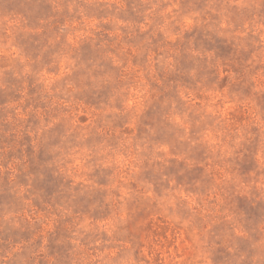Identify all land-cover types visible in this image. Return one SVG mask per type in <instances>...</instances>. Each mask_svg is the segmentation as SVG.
Returning <instances> with one entry per match:
<instances>
[{
	"label": "rangeland",
	"instance_id": "rangeland-1",
	"mask_svg": "<svg viewBox=\"0 0 264 264\" xmlns=\"http://www.w3.org/2000/svg\"><path fill=\"white\" fill-rule=\"evenodd\" d=\"M0 264H264V0H0Z\"/></svg>",
	"mask_w": 264,
	"mask_h": 264
}]
</instances>
